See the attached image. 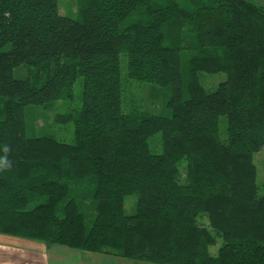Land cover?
I'll return each mask as SVG.
<instances>
[{
	"label": "trees",
	"instance_id": "trees-1",
	"mask_svg": "<svg viewBox=\"0 0 264 264\" xmlns=\"http://www.w3.org/2000/svg\"><path fill=\"white\" fill-rule=\"evenodd\" d=\"M75 8L68 17L58 0H0V157L7 146L10 162L0 169V234L151 264H264V181L253 161L264 149V7ZM21 67L27 77L15 78ZM200 73L225 80L207 91ZM127 82L165 88L162 112L127 102ZM58 102L65 110L53 121L73 125L71 142L34 129V109ZM79 202L92 204L89 229Z\"/></svg>",
	"mask_w": 264,
	"mask_h": 264
},
{
	"label": "rangeland",
	"instance_id": "rangeland-1",
	"mask_svg": "<svg viewBox=\"0 0 264 264\" xmlns=\"http://www.w3.org/2000/svg\"><path fill=\"white\" fill-rule=\"evenodd\" d=\"M253 1L264 7V0H253ZM75 2L76 0H58L60 13L68 17H75L74 14L76 10ZM183 56H182V63L184 64L185 57L183 58ZM27 75L28 72L23 67L18 68L14 73L15 78H24L27 77ZM199 80L201 82V85L204 87V89H206L207 91H212L216 88L217 84L225 80V75H223L222 73L219 74L200 73ZM125 88H126L125 98L127 102L132 100L134 103H136L138 108L149 113L156 114L162 112L163 102H164L163 99L167 92L165 88H160L158 86L151 84H143V83L135 84L131 82H127ZM80 92H81V87L78 79L74 85L75 96L71 104V106L74 108L78 107V105L80 104V100H79ZM64 110H65V106H63V103L61 102L56 103L54 106H52L51 109H34L35 113L36 112L40 113L35 122L36 128L34 127V129L37 131L38 129H40L38 132H36V134L49 135L60 141L71 142L73 139V125L72 124L57 125L53 121L54 116L58 113H63ZM26 133L27 135L31 134L29 129L26 130ZM253 161L257 169V184L260 186L264 181V149H261L254 155ZM135 202H136L135 195L126 197L124 210L127 215H131L133 213ZM78 204L80 209L85 213V220H84L85 227L86 229H89L93 222V216H94L92 204L85 202H79ZM202 222L203 220H200V223ZM220 244L221 241L218 238H216V243L209 248L210 254L214 255ZM92 257L94 262H92L91 264H151V263H143L134 260L113 257V256H105L101 254L91 253L90 258ZM71 260L73 261V259Z\"/></svg>",
	"mask_w": 264,
	"mask_h": 264
},
{
	"label": "crops",
	"instance_id": "crops-1",
	"mask_svg": "<svg viewBox=\"0 0 264 264\" xmlns=\"http://www.w3.org/2000/svg\"><path fill=\"white\" fill-rule=\"evenodd\" d=\"M90 255L0 234V264H91L94 261Z\"/></svg>",
	"mask_w": 264,
	"mask_h": 264
},
{
	"label": "clouds",
	"instance_id": "clouds-1",
	"mask_svg": "<svg viewBox=\"0 0 264 264\" xmlns=\"http://www.w3.org/2000/svg\"><path fill=\"white\" fill-rule=\"evenodd\" d=\"M3 151H4L5 155L3 157H0V169H6L10 165V162L7 158V153L9 151L8 147L5 146Z\"/></svg>",
	"mask_w": 264,
	"mask_h": 264
}]
</instances>
